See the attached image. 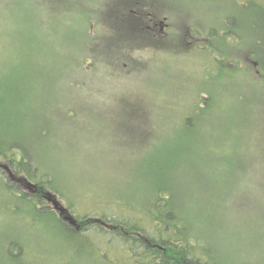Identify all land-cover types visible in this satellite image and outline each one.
<instances>
[{"label": "rangeland", "instance_id": "1", "mask_svg": "<svg viewBox=\"0 0 264 264\" xmlns=\"http://www.w3.org/2000/svg\"><path fill=\"white\" fill-rule=\"evenodd\" d=\"M255 2L0 0V137L20 130L31 171L45 175L30 182L51 183L44 206L56 210L57 201L74 221L97 206L141 208L167 185L166 175L188 170L184 194L243 235L230 243L232 254L243 252L236 260L264 264V86L231 74L224 50L216 65L210 36L245 11L253 22L247 31L263 33L264 1ZM130 7L166 18V37H139L127 48ZM4 196L0 185V203ZM19 207L11 217L0 210V264L14 236L27 244L25 264H107L104 248L109 264H124L103 238L72 239L54 216Z\"/></svg>", "mask_w": 264, "mask_h": 264}, {"label": "trees", "instance_id": "2", "mask_svg": "<svg viewBox=\"0 0 264 264\" xmlns=\"http://www.w3.org/2000/svg\"><path fill=\"white\" fill-rule=\"evenodd\" d=\"M133 12L152 11L129 8L128 17L134 24H125L127 27L123 33L133 34L130 37L133 44L126 46L127 48L138 45L133 39L140 37V40L141 38L149 40V36L153 35L144 30L147 25L144 26L142 20L135 19ZM124 20H127L126 16ZM195 39L199 43L194 50L203 49L199 44L207 40L206 36ZM0 87H2L1 81ZM198 108L200 111L204 109L202 104ZM19 138L20 130L8 137H0V185L6 191V196L3 198L8 201L0 210L7 208L5 214L7 217L20 215L24 210L19 207L22 203L29 206L31 213L54 216L57 222L64 225L72 234V239L89 238L93 241L98 237L103 238L107 248H115L121 252L124 264H241L236 258L242 260L243 252L236 250L237 254H232L230 243L233 245L232 236L240 240L243 235L239 233L235 236L231 232V226L228 229V225L216 221L217 215L215 216L213 209L206 205H195L193 202L197 198L191 195L187 197L184 194V184L181 180L188 183L191 174L188 170L166 175L167 185L155 188L152 198L144 207L134 208L132 205H127L123 208L120 206L98 208L97 206L98 209L95 208L89 214L80 211L81 217L75 221V226L70 227L62 220L60 213L44 206L47 202L44 194L48 192V188H44L42 183L38 185L40 194L29 196L25 192L26 185L31 183V178L42 179L45 175L38 176L31 171L32 168L29 167V160L24 156L23 145ZM47 183L52 190L49 180ZM55 192L65 197L63 193ZM6 201L2 202L5 204ZM73 206L72 203L71 207ZM13 220L16 219L11 218L9 221ZM26 246L27 244L25 245L17 236L8 238L1 250L5 264H25L23 259ZM236 246L239 249V245ZM99 257L109 264L107 249L104 248Z\"/></svg>", "mask_w": 264, "mask_h": 264}, {"label": "flooded vegetation", "instance_id": "3", "mask_svg": "<svg viewBox=\"0 0 264 264\" xmlns=\"http://www.w3.org/2000/svg\"><path fill=\"white\" fill-rule=\"evenodd\" d=\"M255 3V0H242L243 8L253 7ZM244 13L245 16L241 18L229 15L222 21L221 27L211 28V44L215 51L214 62L218 65L222 61L218 58L217 52L224 50L227 56L222 62L226 67L234 69V71H229L231 74L245 73L250 80L255 79L258 84L264 86V31L263 33L261 30L260 33L255 31L249 33L247 25L253 24V22H250L251 17L246 16L250 12L245 11ZM257 14L261 16L259 19L264 18V13L258 11ZM133 16L137 20H142L144 26L147 25L144 30L155 36L166 37L169 28L166 18L159 20L152 12H133ZM259 24H261L260 20ZM219 44L224 45L227 49H219ZM40 193L39 190L38 194Z\"/></svg>", "mask_w": 264, "mask_h": 264}, {"label": "water", "instance_id": "4", "mask_svg": "<svg viewBox=\"0 0 264 264\" xmlns=\"http://www.w3.org/2000/svg\"><path fill=\"white\" fill-rule=\"evenodd\" d=\"M29 185H30L29 188L33 189L34 192H38V188H37V186H35V185L31 184V183H29ZM48 196H49V195H48ZM50 196H51V195H50ZM52 201H53V200H52ZM54 204H55L56 210H59L60 213H61L62 215H66V214H67L66 209L63 208V207H61L59 202L54 201ZM66 220H67V221H70L71 224H73V225H75V223H76V222L73 220V218L70 217L68 214H67Z\"/></svg>", "mask_w": 264, "mask_h": 264}]
</instances>
